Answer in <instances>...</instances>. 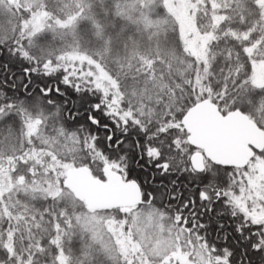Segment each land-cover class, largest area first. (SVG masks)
<instances>
[{"label":"snow or ice","instance_id":"obj_1","mask_svg":"<svg viewBox=\"0 0 264 264\" xmlns=\"http://www.w3.org/2000/svg\"><path fill=\"white\" fill-rule=\"evenodd\" d=\"M0 264H264V0H0Z\"/></svg>","mask_w":264,"mask_h":264}]
</instances>
